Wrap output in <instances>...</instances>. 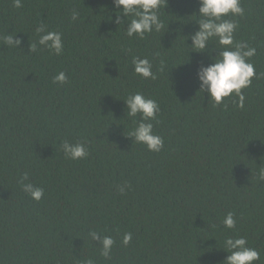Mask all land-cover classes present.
<instances>
[{
  "label": "trees",
  "instance_id": "obj_1",
  "mask_svg": "<svg viewBox=\"0 0 264 264\" xmlns=\"http://www.w3.org/2000/svg\"><path fill=\"white\" fill-rule=\"evenodd\" d=\"M241 6L234 39L256 49L259 76L242 89L243 108L234 94L214 107L199 90L196 69L211 61L183 43L198 0H167L165 29L143 39L112 22V0H0V264H225L226 236L246 238L264 264V0ZM40 25L62 33L61 55L29 51ZM9 34L18 47L3 42ZM133 57L157 78L135 74ZM61 71L68 82L53 83ZM136 92L159 105V152L127 136L124 100ZM65 140L85 143L87 157L67 158ZM24 173L41 200L23 191ZM90 231L114 239L110 258Z\"/></svg>",
  "mask_w": 264,
  "mask_h": 264
},
{
  "label": "clouds",
  "instance_id": "obj_2",
  "mask_svg": "<svg viewBox=\"0 0 264 264\" xmlns=\"http://www.w3.org/2000/svg\"><path fill=\"white\" fill-rule=\"evenodd\" d=\"M114 9L117 12L112 21L117 26H122L125 22L127 28L125 34L128 37L143 39L146 34L161 32L165 29V23L160 18V9L165 8L167 0H112ZM13 6L22 7V0H13ZM122 14V16H121ZM193 14V13H192ZM198 25L196 30L187 34L183 43L189 45L195 52L205 53L211 63L201 62L196 69V79L199 90L207 92L213 101V106L222 105L225 98L233 94L238 97L237 106L244 107L245 97L242 89L248 88L252 84L254 77L259 78L250 58L256 54V49L250 47L245 41H236L234 34L238 28L235 17H243L244 9L241 0H198V11L194 12ZM78 13H72V20H76ZM233 19H228L227 17ZM123 17V18H122ZM38 34L37 41L29 45V51L36 52L38 46L50 50L59 56L64 51L62 33L59 31H45L43 25L35 29ZM163 33V32H162ZM3 42L10 47H18L21 44L20 38H13L12 34L2 37ZM190 39L191 43H185ZM215 41L219 46H210V42ZM218 50V51H216ZM188 51V52H190ZM216 51L215 55L211 53ZM189 60L176 64L182 65ZM133 71L144 79L155 80L156 73L153 71V64L147 58L133 57ZM174 65V66H176ZM172 66V67H174ZM164 70L163 62L159 71ZM68 82L67 75L61 71L53 77V83L65 84ZM124 103L127 109V116L133 119L135 127L129 131L128 137L137 143L144 144L149 151L159 152L163 148V139L153 132L152 121H157V114L160 108L156 100L145 97L142 93L136 92L129 95ZM140 119L136 120L138 116ZM67 158L77 160L87 157L88 151L85 143H70L67 140L60 145ZM260 179H264V169L260 171ZM28 180V174L24 173L21 178L23 191L32 199L39 201L44 195L41 187H36L32 183H23ZM121 192L124 188L119 189ZM227 229L236 227V219L232 212H228L222 221ZM92 240H97L101 245L100 255L110 258L112 246L115 241L111 236H102L97 231H90ZM132 240V234L125 233L122 243L127 246ZM248 241L244 237L226 236L220 248L225 250L228 255L225 264H254L260 259V253L255 248L249 247ZM84 264H94L88 259Z\"/></svg>",
  "mask_w": 264,
  "mask_h": 264
}]
</instances>
